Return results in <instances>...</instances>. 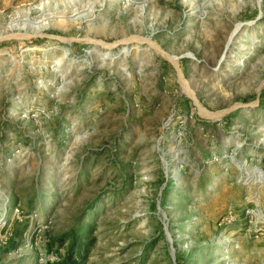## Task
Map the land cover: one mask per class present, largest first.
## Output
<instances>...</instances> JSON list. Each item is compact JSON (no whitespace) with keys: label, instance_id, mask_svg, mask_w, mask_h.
<instances>
[{"label":"rangeland","instance_id":"obj_1","mask_svg":"<svg viewBox=\"0 0 264 264\" xmlns=\"http://www.w3.org/2000/svg\"><path fill=\"white\" fill-rule=\"evenodd\" d=\"M87 224L85 264H264V0H0V264Z\"/></svg>","mask_w":264,"mask_h":264},{"label":"trees","instance_id":"obj_2","mask_svg":"<svg viewBox=\"0 0 264 264\" xmlns=\"http://www.w3.org/2000/svg\"><path fill=\"white\" fill-rule=\"evenodd\" d=\"M92 233L93 226L87 224L82 233L71 240L62 264H85L86 255L94 239Z\"/></svg>","mask_w":264,"mask_h":264},{"label":"built area","instance_id":"obj_3","mask_svg":"<svg viewBox=\"0 0 264 264\" xmlns=\"http://www.w3.org/2000/svg\"><path fill=\"white\" fill-rule=\"evenodd\" d=\"M59 260V257L57 256V254L55 253L54 257L51 259V261L53 262ZM52 264V263H51Z\"/></svg>","mask_w":264,"mask_h":264}]
</instances>
